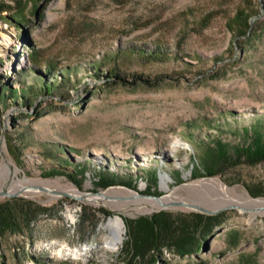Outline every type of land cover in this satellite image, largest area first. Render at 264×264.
<instances>
[{"label": "rangeland", "instance_id": "374dc122", "mask_svg": "<svg viewBox=\"0 0 264 264\" xmlns=\"http://www.w3.org/2000/svg\"><path fill=\"white\" fill-rule=\"evenodd\" d=\"M36 74L51 81L50 95L37 90ZM23 85L34 90L30 106L10 95ZM2 86L0 172L5 164L17 173L14 182L0 177V190L24 178L35 184L0 197L31 212L19 217V229L0 232V264H126L125 232L115 249L107 246L101 208L123 220L195 212L171 203L138 212L119 195L93 201L87 192L129 190L94 188L99 168L131 174L139 194L149 188L211 209L218 208L196 186L208 179L264 199V161L191 176L192 166L204 171L214 140L242 143L243 130L254 126L264 134V0H0ZM64 159L68 169L85 165L80 187L63 175H41ZM160 174L169 176V190ZM70 186L79 193H67ZM217 214L222 223L199 252L164 249L155 264H264V215L251 218L240 207Z\"/></svg>", "mask_w": 264, "mask_h": 264}, {"label": "trees", "instance_id": "16d2710c", "mask_svg": "<svg viewBox=\"0 0 264 264\" xmlns=\"http://www.w3.org/2000/svg\"><path fill=\"white\" fill-rule=\"evenodd\" d=\"M160 53L159 50L153 51V55ZM30 70L37 71V69ZM49 70H45V74H51ZM35 81L41 82L40 85L36 86L37 90L45 92L46 95H50L53 91L51 81H46L44 74H36ZM4 87L9 88L7 85ZM4 87L2 86L0 89V100L5 99ZM31 87V85H23L20 89H10V95L17 103L30 106L32 105L29 100L30 93L34 92ZM243 135L245 136L243 142L235 145L220 138L214 140L213 147L207 150L202 159L204 171L198 172L192 166L191 176H212L220 172L223 166H235L240 163L255 165L264 161V134L262 131L254 126L253 128H245ZM68 164V159H64L63 164L43 170L41 175L45 177L63 175L74 185L80 187L84 177L85 165L77 164L72 169H68ZM176 173V181H182L181 171L177 170ZM157 178L156 173L151 174L150 185L156 184ZM93 184L94 188L105 189L109 186L121 185L138 191L136 179H133L131 174H119L107 167L99 168ZM250 192L252 195L261 194L251 190ZM143 193L153 194L149 188ZM29 210L30 208L26 206L17 208L11 199L0 202V232L8 227L19 229V217L30 216ZM101 211L106 216L112 214L111 211L104 208H101ZM124 221L125 239L121 248V257L126 260V264H155L162 256L164 249H172L181 256L199 252L207 237L222 223L219 214L172 213L168 210H159L136 217H125Z\"/></svg>", "mask_w": 264, "mask_h": 264}, {"label": "bare ground", "instance_id": "6f19581e", "mask_svg": "<svg viewBox=\"0 0 264 264\" xmlns=\"http://www.w3.org/2000/svg\"><path fill=\"white\" fill-rule=\"evenodd\" d=\"M172 149L173 146L169 150ZM16 173L17 172L14 171L13 175L11 176L8 167L5 164H3L1 167L0 177L3 180L10 178V181L14 182V176L16 175ZM169 180L170 178L167 174H160V186L162 189L169 190V184H168ZM23 184L31 185V184H35V182L30 179L24 178L23 180L19 181L18 184L14 186L12 190L13 191L18 190ZM196 186L198 189H201L200 192H202V194L209 195V198L215 203L216 208H220L228 205L229 206L237 205L240 208L249 210L251 218H255L258 215H264V199H252L248 196L245 197L240 193H238L235 188L227 187L219 179L204 180L199 182ZM49 191L50 190H48V192ZM66 192L73 194L79 193L78 189L74 188L73 186H70L69 190H67ZM94 195L96 196L92 198L93 201H98L100 199H115V197H113L114 195H119V197H122L121 199H127L126 197H129L132 200H130L128 204L130 203L135 204L136 205L135 209L138 212L151 211L155 208H163V207H167L168 205L170 206L172 204L171 201L173 200L172 194L164 196L163 198H160L159 196L157 198H150V197L147 198V197H142L139 193L132 190H124V191L109 190L103 194L98 193ZM78 198L80 199L81 197ZM146 199H151V200H146ZM127 205L121 204L119 206V209H124L126 208L125 206ZM181 205L187 206L185 204H181ZM107 222L108 224L105 227L109 229L110 237L108 238L106 245L109 246L110 248L115 249L120 243V239L123 236V228L117 216L110 218L109 220H107Z\"/></svg>", "mask_w": 264, "mask_h": 264}, {"label": "water", "instance_id": "95a60500", "mask_svg": "<svg viewBox=\"0 0 264 264\" xmlns=\"http://www.w3.org/2000/svg\"><path fill=\"white\" fill-rule=\"evenodd\" d=\"M128 188V187H127ZM130 190H132L131 188H128ZM38 190L40 191H48L50 190L49 188L45 187V186H38ZM134 190V189H133ZM20 190L16 191V190H0V197H11V196H14V195H17L19 194ZM101 191H97V192H87V194H90V193H93V194H98L100 193ZM63 194L65 195H68L66 192H62ZM142 197H147V198H157L158 195H152V194H140ZM172 204L174 205H181V204H185L187 205L189 208H192L195 210V212H199V213H203V214H208V215H215L217 214L219 211L221 210H224V209H228V208H239V206L237 205H228V206H224V207H221V208H218V209H211V208H207V207H204V206H199L193 202H190V203H185V202H182L180 200H175V201H172L171 202ZM244 210V209H243ZM152 211V210H151ZM119 219L120 223H121V226L123 228V232H125V223H124V220L123 218H121L119 215L115 214V215H108L107 216V220H109L110 218H113V217H116ZM107 222V221H106ZM122 238L120 239V242H121Z\"/></svg>", "mask_w": 264, "mask_h": 264}, {"label": "clouds", "instance_id": "9594fccd", "mask_svg": "<svg viewBox=\"0 0 264 264\" xmlns=\"http://www.w3.org/2000/svg\"><path fill=\"white\" fill-rule=\"evenodd\" d=\"M184 147H185V148H187V147H188V145H187V144H185V145H184Z\"/></svg>", "mask_w": 264, "mask_h": 264}]
</instances>
